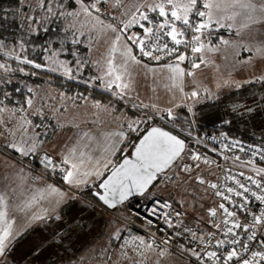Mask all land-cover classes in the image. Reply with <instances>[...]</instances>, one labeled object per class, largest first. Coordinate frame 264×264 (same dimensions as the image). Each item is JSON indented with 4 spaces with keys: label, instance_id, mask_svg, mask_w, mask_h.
I'll return each instance as SVG.
<instances>
[{
    "label": "snow or ice",
    "instance_id": "snow-or-ice-1",
    "mask_svg": "<svg viewBox=\"0 0 264 264\" xmlns=\"http://www.w3.org/2000/svg\"><path fill=\"white\" fill-rule=\"evenodd\" d=\"M162 72L168 103L145 102L137 76ZM206 106L228 131L196 130ZM0 264H264V0L0 4Z\"/></svg>",
    "mask_w": 264,
    "mask_h": 264
},
{
    "label": "rangeland",
    "instance_id": "rangeland-1",
    "mask_svg": "<svg viewBox=\"0 0 264 264\" xmlns=\"http://www.w3.org/2000/svg\"><path fill=\"white\" fill-rule=\"evenodd\" d=\"M82 49H83L82 53H85L86 57L90 56L91 60L94 61L95 59L98 58V53L95 50L93 51V53L87 54L86 49L83 46H82ZM99 51H103V48L99 47ZM61 58L63 59L65 57L62 56ZM213 59H215L216 62L221 65L222 71L225 70V68H227L228 66H230V63H231V55L230 54H229L227 61L222 62V57L219 54L214 56ZM90 67H91V65H89V68L86 70V75L96 74L97 69L93 66V68L95 70L94 71ZM90 71L92 74H90ZM214 75H217V74L215 73V70L213 68H206V69H203L202 71L198 70L197 79L200 82H202L203 85L210 87V88H213V90H215V85H214V80H213ZM167 76H168L167 72H162V73L157 74V76L155 77V80H153L152 78H147V79L144 78V79H140V82H138V78H137V88H138V91L140 92L141 99L145 100V102H148V97H152L161 106L166 105L170 99V93L168 92L167 87H166V85L169 84ZM233 76H234V79H236V80L242 79L241 73H234ZM153 88L155 89V92L152 91ZM91 89L89 88V93L91 94V96H93V92H95V91H93L94 88H91ZM231 91H233V90L223 89L220 91V96L223 94H226V93H231ZM133 110L136 111V109H133ZM178 111H179V109H178ZM85 127H87V126H85ZM105 128L108 130H114L116 128V124H114V123L113 124H106ZM206 132L218 133V131H212L211 130V131H204V132H202V134H204ZM199 133L201 134V132H199ZM50 182H55V180H52ZM98 213L101 215V217H99V218L102 219V221L104 220L105 222H107V226H108L107 231H110L111 229H110L109 222L114 220V218L117 215H119L120 210H113V211H107V212H106V210H101V211H98ZM136 225L138 227H140V222L136 221ZM101 228H102L101 226H98V231L101 230ZM132 230H133V232L138 231V229H136V228H133ZM38 235H39V229L38 228L32 229L29 232V235H27L20 242L19 252L17 253V255L19 256L20 254L27 252L31 246L29 241L33 238V236L38 237ZM98 235L99 234L97 233L93 236H90L87 239H84V241H80L77 245H80V243H83V245L87 244V247H88V244H89V246L92 245L93 243L100 244L101 242H103L105 237L101 238V237H98ZM87 247H85L86 249H84L83 252H76L75 249L73 251H74L76 256L78 254H79V256H83L85 254V252L87 251Z\"/></svg>",
    "mask_w": 264,
    "mask_h": 264
},
{
    "label": "trees",
    "instance_id": "trees-1",
    "mask_svg": "<svg viewBox=\"0 0 264 264\" xmlns=\"http://www.w3.org/2000/svg\"><path fill=\"white\" fill-rule=\"evenodd\" d=\"M14 3H15V0H0V4H3L5 7H7L9 5H14ZM82 50L83 49L81 46L80 51L82 52ZM90 68H92L94 70L92 65ZM90 74H92L91 71H90ZM56 79L59 80L60 78L57 76ZM76 90L77 91H85L86 94L89 93V89H86L83 85L76 86ZM93 91H95V92H93L92 98L102 99V100H107L109 98L110 94H108V93L102 92V91L95 89V88ZM233 92H234V90L231 91V93H226V94L221 95L220 101L217 102V107L222 108L223 106L229 104L231 102L229 100V97H231L232 99H237V98L246 99L247 98L246 94H245V90H241V93H239L237 95H234ZM116 107L120 113H123L126 115H131V112H128L126 107H121L119 104H117ZM132 111L135 112V110H132ZM216 112H217V108H214L211 106H206V107H203L202 109H200L196 124L194 125L196 127V129L201 133L204 131H211V130L212 131H218V130L228 131L227 128H221V126L219 125L218 116L216 115ZM241 131H242V129L237 130L235 127H233L230 134L232 136H239ZM27 235H29V233Z\"/></svg>",
    "mask_w": 264,
    "mask_h": 264
},
{
    "label": "crops",
    "instance_id": "crops-1",
    "mask_svg": "<svg viewBox=\"0 0 264 264\" xmlns=\"http://www.w3.org/2000/svg\"><path fill=\"white\" fill-rule=\"evenodd\" d=\"M137 78H138V82H140V79H144L143 76H138ZM99 217H101V215L97 211L96 220L99 221L98 226H101L102 227L101 230H99L97 232L98 234L100 232H106L108 230L107 222H105L104 220L102 221V219H100ZM98 237H101L102 238V236L100 234L98 235ZM81 241H84V240H81ZM101 243H103V242H101ZM88 246H89V244H88ZM85 247H87V244H84L83 245V243H80V245H76V248L77 249H80V248L86 249ZM77 256H79V254Z\"/></svg>",
    "mask_w": 264,
    "mask_h": 264
},
{
    "label": "built area",
    "instance_id": "built-area-1",
    "mask_svg": "<svg viewBox=\"0 0 264 264\" xmlns=\"http://www.w3.org/2000/svg\"><path fill=\"white\" fill-rule=\"evenodd\" d=\"M201 134H202V133H201ZM208 134L218 135V133L206 132V133L202 134V136H205V137L207 138ZM214 144H215V142H213V141H209V147L214 146ZM210 155H214V154H211V153H210ZM216 158H218V157H216ZM54 179H55V178H53V180H54ZM106 211H107V210H106ZM110 211H111V210H110ZM134 228H136V229L139 230V227H138L137 225H136Z\"/></svg>",
    "mask_w": 264,
    "mask_h": 264
},
{
    "label": "water",
    "instance_id": "water-1",
    "mask_svg": "<svg viewBox=\"0 0 264 264\" xmlns=\"http://www.w3.org/2000/svg\"><path fill=\"white\" fill-rule=\"evenodd\" d=\"M111 211H113V210H111Z\"/></svg>",
    "mask_w": 264,
    "mask_h": 264
}]
</instances>
